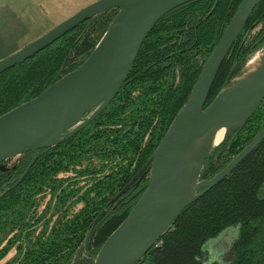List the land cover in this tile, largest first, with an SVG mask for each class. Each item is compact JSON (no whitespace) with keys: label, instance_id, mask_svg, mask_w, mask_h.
<instances>
[{"label":"trees","instance_id":"16d2710c","mask_svg":"<svg viewBox=\"0 0 264 264\" xmlns=\"http://www.w3.org/2000/svg\"><path fill=\"white\" fill-rule=\"evenodd\" d=\"M242 1L195 0L167 14L106 110L72 138L40 150L25 177L33 152L0 168V264H95L107 239L145 193L148 161L188 102ZM117 14L111 10L93 17L1 74L0 117L81 68ZM263 48L264 1L223 62L207 106ZM263 127L264 101L243 130L211 152L201 180L222 172ZM234 227L239 236L231 246L233 259L212 261L264 264V141L188 206L137 264H208L202 263L205 245Z\"/></svg>","mask_w":264,"mask_h":264},{"label":"water","instance_id":"95a60500","mask_svg":"<svg viewBox=\"0 0 264 264\" xmlns=\"http://www.w3.org/2000/svg\"><path fill=\"white\" fill-rule=\"evenodd\" d=\"M193 1L99 0L0 60L1 75L30 60L93 17L118 10L95 51L81 68L60 79L37 98L0 117V168L4 169L5 163L11 159L33 152L34 158L25 177L36 163L40 150L56 147L88 126L121 91L157 23L173 10ZM263 1L243 0L239 5L220 43L204 65L188 102L148 161L146 167H151V173L145 193L107 239L95 264H137L157 246L188 206L223 181L264 141L263 127L222 172L210 180L201 181L205 162L217 147L205 145L196 155L197 188L190 197L184 160L194 144L222 128L226 130L223 141L229 139L244 129L264 101V64L251 82L230 89L247 65L207 106L223 62Z\"/></svg>","mask_w":264,"mask_h":264},{"label":"rangeland","instance_id":"374dc122","mask_svg":"<svg viewBox=\"0 0 264 264\" xmlns=\"http://www.w3.org/2000/svg\"><path fill=\"white\" fill-rule=\"evenodd\" d=\"M97 1L99 0H0V60L26 47ZM260 51L254 52L245 66ZM18 160L19 157L9 160L8 163L6 162L7 166L12 167ZM228 231L205 245L206 251L202 263L218 264V261H212L214 257H219L220 260L223 259L226 262L233 259L231 246L239 236V228L234 227ZM14 255L15 251L4 263Z\"/></svg>","mask_w":264,"mask_h":264},{"label":"bare ground","instance_id":"6f19581e","mask_svg":"<svg viewBox=\"0 0 264 264\" xmlns=\"http://www.w3.org/2000/svg\"><path fill=\"white\" fill-rule=\"evenodd\" d=\"M264 64V50L261 51L247 66L244 72L236 78V80L231 85L230 89H235L241 87L249 82H251L254 76L259 72ZM226 130L224 128L218 129L213 135L206 137L197 141L192 147L191 151L186 155L184 160V167L187 178V188L188 194L190 197L196 192V182H195V173H196V155L197 153L205 146L210 144L212 148L218 146L224 139Z\"/></svg>","mask_w":264,"mask_h":264}]
</instances>
